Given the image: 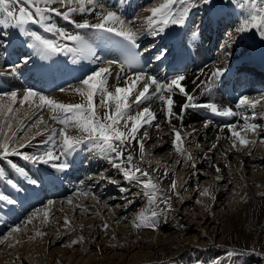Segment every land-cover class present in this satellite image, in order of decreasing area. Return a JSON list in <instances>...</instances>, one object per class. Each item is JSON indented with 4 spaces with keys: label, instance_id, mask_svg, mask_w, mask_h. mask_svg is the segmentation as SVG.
<instances>
[{
    "label": "bare ground",
    "instance_id": "1",
    "mask_svg": "<svg viewBox=\"0 0 264 264\" xmlns=\"http://www.w3.org/2000/svg\"><path fill=\"white\" fill-rule=\"evenodd\" d=\"M103 2L109 10L117 12L121 17L122 13H128L129 17L124 20L128 27L137 32V38H140L142 42L145 41L153 46L158 41L164 42L162 37L165 31L159 35H153L150 32L151 26L147 23V17L151 14L150 9L161 3L162 0H103ZM219 2H225L227 13L224 16L228 19L227 21L233 22L232 34H238L236 28L240 23L241 11L229 0H220L216 3ZM216 3L210 5L209 9ZM52 7L61 12L67 11V8L59 3ZM193 12L195 13L192 15L191 21H198L197 12L195 10ZM89 14L73 13L72 19L76 22L84 20H88L90 23L97 22L96 13ZM80 16L82 17L79 18ZM51 20L52 23L69 32L84 35L90 43H93V40L88 38L87 29H75L72 24L54 14L51 15ZM193 27L204 32L200 25L194 24ZM31 28L42 35H48L38 29L37 25H31ZM2 30L0 29V31ZM8 31V37L0 38L6 42V46L0 45V66L4 62L8 64L7 59L12 58L16 51L23 52L25 50L26 53L29 51L33 53V50L27 47L24 37L15 30L9 29ZM259 38L264 43V38H261L260 34ZM240 39L246 40L243 34L240 35ZM64 42L69 47L73 46L71 42ZM105 42L109 45L110 41L105 39ZM93 46L96 48L97 55L102 58L100 49L94 44ZM225 46L229 47V44L225 43ZM26 58L27 63L16 64L19 67L15 72L12 69L16 65H10L7 70L0 69V94L17 90L22 95L23 90L28 88L24 83L30 86V79H27L30 77L29 69L37 65L38 69H44L45 62H51L55 56L41 60L39 56L35 55L34 61H30V56ZM220 58L215 56L210 62L222 63ZM83 62L88 64L91 70L97 67L96 64H92L88 60H83ZM203 63L206 62L200 60V65ZM119 67L118 64H114L113 72L119 71ZM129 73L131 72L129 71ZM179 75L186 77L181 84L188 93L193 95V103L201 104L211 98L216 99L213 92L205 91V85L208 84L206 67L204 70L200 68ZM23 79L27 80L23 82ZM78 82L65 85L52 92L38 90L36 92L62 103H80L81 98L72 91L78 86ZM109 83L123 86V81H118L115 78H112ZM257 86L258 88L251 89L252 84H248L247 91L243 92L241 96H248L253 100L264 97V86L259 83ZM174 93L173 99L176 103L173 111L181 114L183 118L181 120L173 117L172 125L180 129L182 138L187 137L184 140V148L187 153L192 155L193 159L185 162L184 155L175 151L173 128L167 123L165 111L162 110L164 106L158 101L151 104L156 119L152 121L151 125H145L141 129V132L146 131L149 137L144 141L146 154L143 162L140 161L138 145L133 142L129 146V150L134 156V163L139 164L154 177H160V184L165 186L167 193L164 196L168 198L167 204L171 206L170 208L165 204L163 198L162 202H158L159 199H157L155 205H150L143 190H140L141 186L136 184L132 186L123 176L116 175V171H120L119 169L107 164L95 175H92V179L86 177L83 182L75 184L61 200H51L56 203L51 207L47 224H42L41 213L40 218L33 220L25 228L26 221L35 210L45 209L48 206L49 200L45 201L40 197L35 204L27 206L26 211L15 210L10 218L0 215L2 217L0 219V240L4 241L0 244V264H139L144 261L169 259H177L179 262L186 259L187 254H209L208 256H210L215 251L217 253L221 250L220 247L228 246L244 249L241 250L243 252L254 250V248L257 252H264V248L262 251L257 249L258 246L264 247V195H262L264 193V143L258 142L255 145L249 144L248 147L232 148L234 138L227 129L228 125L235 124L237 131H240L244 122L241 116H248L252 123L264 128V117L256 115V118L252 120L255 113L249 108H238V99L233 106L224 107L237 112L236 116L227 118L224 122L210 121L205 127L207 120H202L195 112L202 109H187L181 113L180 106L185 103L186 98L177 89H174ZM4 102H8L7 97ZM261 103L264 104V100H261ZM15 108L19 109V112L14 114L16 119L11 121L13 130L18 128L22 130L16 132L19 139L12 143V147L16 148L32 137L36 131L32 125L40 115H43L47 122V129L41 125L44 134L36 136L28 147L19 148V151L25 155H34L52 147L55 141L52 143H44V141L48 139L53 128L59 130L62 126L49 119V110L43 108L38 117L32 119L31 116L30 121H27L28 114L34 110V106L33 109H30L26 104L20 108L17 104ZM259 112L260 107L258 106L256 113ZM0 124H3V118H0ZM5 131H7L6 128ZM241 134L245 135L243 132ZM246 138L248 140L264 139V131L258 129L256 134L247 133ZM80 148H83V152H89L91 146L85 144ZM53 150L58 154V148ZM127 154L128 150L125 151V155ZM20 156L22 155H12L5 159L9 160V169L16 170L12 165H15L16 168L21 166L27 173V177L39 172L32 164L22 163ZM67 158L61 157L60 161L51 163L59 164L65 162ZM102 161L105 162L103 158ZM157 161L159 164L156 163ZM149 162H151V167ZM1 167L4 170L7 168L4 162ZM217 167L220 168V172L216 171ZM165 169L168 171V177L163 176ZM40 172H44L43 166ZM1 175L11 179L10 171ZM102 176L110 177L117 183L101 179ZM217 176L223 179L217 181ZM21 179L24 183L27 182L26 177L21 176ZM173 179L178 184L176 189V192L179 193L178 196L168 188ZM28 185L33 186L29 183ZM122 187L128 191L121 192L120 188ZM205 188L214 189L212 194L215 199L200 195ZM4 189L0 183V192H4ZM9 192L7 190L6 194ZM111 192H117L119 196L125 195L130 198L115 204L116 200H113L115 194H110ZM11 193V197H13L14 193ZM83 193H87V195ZM177 197L179 198L174 202ZM157 198L159 197L157 196ZM70 199L72 200L71 205L68 204ZM197 201H201V203ZM76 205H80V207L77 208ZM2 207L3 205L0 204V211ZM85 208L87 211H82ZM153 208L158 211L162 210L157 218V229L146 228L148 231L144 232L141 228H134L133 222L137 215L141 212L150 214ZM61 209L63 210L61 211ZM169 209L174 211V217L167 213ZM244 215L245 218H243ZM64 217L70 221V227H65ZM163 223H170V225ZM105 225L108 227L105 228ZM17 226L25 228L26 231V235L20 237V243H16L19 234L14 233L11 237L8 235L10 230ZM102 228H105L106 232H103ZM65 229L71 230L72 240L81 236L84 238L83 242L74 245L71 251L64 246L71 241L67 238ZM36 231L45 235L42 238L35 237ZM29 237L35 238L29 239ZM250 237L254 238V243L250 241ZM250 243L254 247L249 246Z\"/></svg>",
    "mask_w": 264,
    "mask_h": 264
},
{
    "label": "snow or ice",
    "instance_id": "2",
    "mask_svg": "<svg viewBox=\"0 0 264 264\" xmlns=\"http://www.w3.org/2000/svg\"><path fill=\"white\" fill-rule=\"evenodd\" d=\"M229 2L235 4L241 11L237 31L244 33L256 30L261 38H264V0H229ZM56 3L66 7L67 11L61 12L52 7ZM212 4L213 0H162L161 3L150 9L151 14L147 17V23L151 26L150 32L153 35H159L171 25L184 26L192 9L201 5ZM72 5L76 6L73 7ZM73 13H96L97 22L90 23L88 20L76 22L72 19ZM52 14L62 17L72 24L75 29L93 30L97 34H113L121 37L128 42L125 54L119 61L102 59L97 55L93 43H90L84 35L69 32L51 23ZM31 25H37L43 33L48 35H42L40 32L32 30ZM0 29H3L0 31V38L8 37L9 29L18 32L20 36L26 39L27 47L32 49L33 53L39 56L41 60L59 55H71L73 63L88 60L90 63L97 65V67L80 77L78 86L72 89L81 98L80 103H62L31 88L24 89L22 95L17 90L0 94V118H3V124H0V137H3V139H0V158L6 159L12 155H22L25 160L30 161L33 165L51 164L52 167L62 171L69 167L67 162L59 164H52L51 162L60 161L61 157L67 158L82 145L88 144L91 146V150L98 152L102 158L108 159L113 167L119 169L127 182L141 186L149 204L155 205L157 203V193L161 190L160 177H154L149 171L134 163V156L132 151L129 150V146L135 142L139 148L140 161L143 162L146 154L144 141L149 137L147 132H141V129L145 125H151L152 121L156 119L151 104L158 101L164 106L162 110L165 111L166 121L173 128V147L178 154L184 155L185 162L192 160L193 157L184 148V140L187 137L182 138L180 129L172 125L173 117L181 120L183 118L181 114L173 111L176 103L173 99L174 89H179V93L186 98L185 103L180 106L181 113L188 108H199L207 109L212 114L221 117L231 118L237 115V112L232 109L218 107L214 102L193 103V95L188 93L181 84L186 79L184 75L173 76L169 82L165 83L157 77L145 73L139 62L143 52L136 51L139 47L136 43L137 32L128 27L127 22L117 12L109 10L103 0H0ZM97 38L102 37L95 36L92 39L94 41ZM64 41L71 42L73 46L69 47ZM0 45L6 46L4 39H0ZM144 51H148V49ZM165 55L166 50H161L154 59L162 60ZM23 62L27 63V58ZM114 64L120 65L119 71L113 72L112 66ZM125 65L128 69L138 68L141 70L129 74L125 71ZM17 67L19 65L13 66V72ZM121 73H123V76H121ZM223 74V69H216L211 73V78L215 79ZM112 78L118 81L122 80L123 86L111 85L109 81ZM5 97H7V103L4 102ZM261 100H264V97L253 100L248 96H241L237 107L251 109L255 113L251 118L254 120L256 115L264 117V104L261 103ZM17 104L20 108L27 104L30 109H33L34 106V110H42L43 108L49 110V119L62 126L59 130L53 128L48 139L44 141V143L55 141L52 147L34 155H25L19 151V148L28 147L31 140L35 139L36 136L44 134V129H47L48 125L43 115H40L32 125V128L36 129L32 137L26 143H21L16 148L12 147V143L19 139L16 132L22 130L19 128L13 130L11 122L16 119L14 114L19 112V109L15 108ZM258 106L260 112L256 113ZM241 118L244 122L240 131H237L235 124L227 126L228 131L234 138L231 147H248L249 144L264 143V139L248 140L246 138L247 133L256 134L258 129L264 131V128L252 123L248 116H241ZM209 123L210 121H205V127ZM41 125L44 126V129L41 128ZM5 128L7 131H5ZM241 132L245 135H242ZM9 133L11 134L9 135ZM54 148H58V154L54 152ZM126 150H128L127 155H125ZM156 163L159 164L158 161ZM149 166L151 167V162H149ZM12 167L21 176L27 178L24 169L16 168L15 165H12ZM216 171L220 172L221 170L217 167ZM163 176L168 177L167 169H165ZM101 179L108 180L110 183H117L110 177L102 176ZM216 179L219 181L223 178L217 176ZM27 182L31 185L40 183L39 180L31 178H27ZM7 183L17 192L22 190L12 180H8ZM177 187L176 180H171L168 188L178 196ZM120 191L126 192L128 190L122 187ZM213 192L214 189L205 188L200 195L215 199ZM83 194L87 195V193ZM93 198L95 199V197ZM167 199L165 197L164 202L170 208ZM197 202L201 203V201ZM16 203L17 201L13 197L0 192V204L8 206ZM55 203V201L49 200L45 209L35 210L26 221L25 228L33 220L40 218L41 213L42 224H47L51 207ZM68 204H72L71 199L68 200ZM75 207L79 208L80 205ZM82 211H87V209H82ZM161 211L153 208L150 214L146 212L139 213L133 222V227L156 230L158 227L157 218ZM64 225L65 227L71 226L67 217H64ZM107 227L105 225V228ZM25 228L13 227L8 235L11 237L14 233L19 234L16 243H20V237L26 235ZM43 235L45 234L40 231L35 233V237L42 238ZM35 237H29V239ZM83 240L84 238L81 236L71 240L70 243L64 246L71 247L82 243ZM2 243L4 241L0 240V244Z\"/></svg>",
    "mask_w": 264,
    "mask_h": 264
},
{
    "label": "rangeland",
    "instance_id": "3",
    "mask_svg": "<svg viewBox=\"0 0 264 264\" xmlns=\"http://www.w3.org/2000/svg\"><path fill=\"white\" fill-rule=\"evenodd\" d=\"M218 1H220V0H213V3H216ZM208 6L209 5H201V6H198V7L193 9L198 14V21H201L202 19H204V16H205V13L203 15H200L199 10L203 9L205 11ZM82 16H80L79 18H81ZM191 20H192V18H191ZM51 23H52V20H51ZM37 28L40 29L38 26H37ZM32 30H34V29H32ZM40 112H41V110L40 111L33 110L30 114H28L27 121L28 120L30 121L31 116H32V119L34 117H38ZM34 114H36V115H34ZM199 182H200V180H199ZM160 192H162V193H160ZM166 193L167 192H166L165 186L161 185V190L158 192V195H157L159 197V198H157V199H159L158 202H162L161 200H162V198L164 199L166 197V196H164ZM178 198L179 197L175 198L174 202H176ZM166 209H168V208H166ZM167 213L172 214L171 216H173V217L175 216L174 211L172 209H169V211L167 210ZM243 218H245V215L243 216ZM163 224L170 225V223H163ZM141 229L144 232L148 231L146 228H141ZM65 230L67 231V238L69 240H72L71 230H67V229H65ZM102 231L106 232V229L102 228ZM250 239H251L250 241L254 243V238L250 237ZM249 246L254 247L252 243H250ZM73 248H74V245L71 247H67V249L69 251H71ZM263 248H264L263 246H261V247L258 246L257 249L262 251ZM220 249L221 250L218 249L219 251L217 253L215 251V253H213L210 256H208L209 254H204V255L187 254V256H186L187 258L181 260L180 262H177V259L176 260L175 259L174 260L169 259V260H161V261L160 260L146 261V262L144 261L142 264H264V252H257L256 248H254V250H248V252L247 251L243 252L241 250H244V249H237L235 247H230V246L223 247V248L220 247ZM249 251H251V252H249ZM192 256H194V257H192Z\"/></svg>",
    "mask_w": 264,
    "mask_h": 264
}]
</instances>
